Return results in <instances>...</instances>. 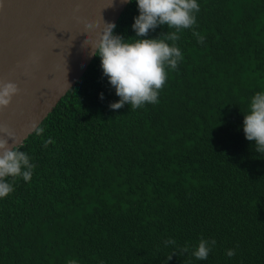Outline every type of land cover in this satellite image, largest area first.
<instances>
[{"label":"trees","instance_id":"1","mask_svg":"<svg viewBox=\"0 0 264 264\" xmlns=\"http://www.w3.org/2000/svg\"><path fill=\"white\" fill-rule=\"evenodd\" d=\"M197 3L158 103L111 109L120 98L95 56L19 147L35 168L7 178L0 264H264V154L243 132L264 91V0ZM138 15L131 0L113 34L135 37ZM202 238L216 241L203 261L191 255Z\"/></svg>","mask_w":264,"mask_h":264},{"label":"water","instance_id":"2","mask_svg":"<svg viewBox=\"0 0 264 264\" xmlns=\"http://www.w3.org/2000/svg\"><path fill=\"white\" fill-rule=\"evenodd\" d=\"M130 2L0 0V83L19 89L0 108V125L14 131L18 147L34 133L32 123L40 126L84 76L95 58L90 44L104 23H118ZM85 21L99 27L86 28Z\"/></svg>","mask_w":264,"mask_h":264},{"label":"clouds","instance_id":"3","mask_svg":"<svg viewBox=\"0 0 264 264\" xmlns=\"http://www.w3.org/2000/svg\"><path fill=\"white\" fill-rule=\"evenodd\" d=\"M122 3L130 0H121ZM139 15L134 17L132 29L135 37L125 39L114 35V23H104L103 29L97 34L98 38L90 46V56L101 59L103 75L108 78L115 89L119 101L109 107L118 110L125 104L131 110L144 106L146 103H158L159 91L164 87L168 78L166 67L176 70L183 56L176 42L180 39L182 30L190 29L196 23V13L200 11L197 0H136ZM85 27H99L94 21H85ZM167 26V32L155 39H139L146 37L149 30L158 26ZM197 43L204 44L205 36L193 32ZM88 39V38H87ZM86 39V40H87ZM129 40L133 42H128ZM171 42V45L168 42ZM19 92L18 86L12 82L0 83V108H7L12 98ZM103 99V93L100 94ZM243 132L248 141H255V151L264 154V91L256 92L250 100L247 113H243ZM31 128L37 136L44 132L42 127L32 123ZM0 198L8 196L13 186L7 180L22 177L25 182L31 181L35 165L31 157L21 151L16 143L14 131L5 125H0ZM9 140L13 146L9 147ZM53 141H44L47 147ZM166 245H175L176 241L169 239ZM214 239H200L191 255L197 260H206L215 247ZM189 246L180 248L181 254L188 253ZM226 256L232 258L235 249H228ZM167 259H171L169 256Z\"/></svg>","mask_w":264,"mask_h":264}]
</instances>
